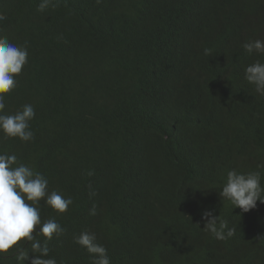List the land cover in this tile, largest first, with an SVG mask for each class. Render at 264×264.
Instances as JSON below:
<instances>
[{"label":"trees","instance_id":"trees-1","mask_svg":"<svg viewBox=\"0 0 264 264\" xmlns=\"http://www.w3.org/2000/svg\"><path fill=\"white\" fill-rule=\"evenodd\" d=\"M40 3L0 0V35L28 51L3 114L35 109L34 139L0 131V154L73 200L63 214L40 201L41 222L65 229L48 258L93 264L74 239L86 231L111 264H264L263 205L242 212L220 196L229 171L264 180L263 153L237 134L264 133V95L245 78L264 54L243 47L264 41V0ZM206 210L234 235L215 238ZM2 255L17 264L15 246Z\"/></svg>","mask_w":264,"mask_h":264},{"label":"clouds","instance_id":"clouds-1","mask_svg":"<svg viewBox=\"0 0 264 264\" xmlns=\"http://www.w3.org/2000/svg\"><path fill=\"white\" fill-rule=\"evenodd\" d=\"M101 0H97L100 3ZM52 3V0H41L38 11H44ZM6 16L0 14V22ZM247 53L264 54V41L255 40L243 45ZM205 54L209 50L205 49ZM28 63V51L26 47H18L11 44L8 39L0 35V131L4 138L18 137L22 141L34 139V133L30 130L29 121L35 117V109L31 104H25L22 111L15 115L3 114L5 109V96L16 88L15 77L21 74L24 65ZM246 80L255 86V91L264 95V63L257 60L245 69ZM237 134L250 136L264 155V133L255 134L245 127L239 128ZM15 155L0 154V264H3L4 256L15 246L17 264H25L29 259V251H25L22 243H30L31 264H57L54 258H48V242L55 236L63 234L65 229L54 219L42 223L39 204L41 199L59 214L65 213L72 205L71 197H63L53 190L48 191V179L39 172L25 164L17 165ZM264 167V164L258 165ZM220 191V196L231 202L234 207H239L242 212L254 209L258 203L264 207V180L258 171L250 173H237L235 170L227 174V182ZM91 188V186L89 185ZM95 195L94 191L90 196ZM91 215H96L95 206L90 210ZM205 228L215 238L225 240L234 235V229H229L226 221H220L217 227L218 216L212 210H206L202 217ZM225 229L227 233L225 234ZM35 233V234H33ZM43 235V242L37 236ZM75 242L93 254V264H111L107 255V249L96 242L95 233L82 232L75 237Z\"/></svg>","mask_w":264,"mask_h":264}]
</instances>
